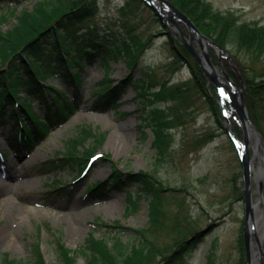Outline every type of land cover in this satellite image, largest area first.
<instances>
[{
    "label": "rangeland",
    "instance_id": "obj_1",
    "mask_svg": "<svg viewBox=\"0 0 264 264\" xmlns=\"http://www.w3.org/2000/svg\"><path fill=\"white\" fill-rule=\"evenodd\" d=\"M127 1L102 0V12L89 20L85 27H79L77 33L79 35L87 33L85 37H88L93 29H97V34L103 37L114 32V29L123 31L124 22L129 21L130 25L135 27V35L146 39L154 34L152 44L140 57V66L128 69L123 58L112 59L110 68L101 61L93 65L85 64L79 71L74 69L78 71L80 78L78 89L66 85L61 77L53 79L52 85L56 90L50 89L51 93L64 91L70 96L68 100L71 101L74 99L72 94H75L76 89L80 97L75 100L77 106L68 118L53 125L48 135L38 140L29 153L24 151L17 153L9 148V139L16 128L11 117L14 113L8 112L3 117L5 124L0 125V150L4 154L3 158H0V202L13 196L15 203L8 200L0 204V257L9 254L12 258L31 259L35 243L39 242L47 262L61 264L58 258L57 236L61 237L67 247L74 249L84 243L90 232L95 231L96 235L106 233L108 227L100 225V221L114 224L118 220L123 226L132 229L148 227L147 197L138 196L136 207L129 208L126 191H113L102 200L87 195L88 187L96 181L108 178L116 165L125 173L151 171L167 186H171V189L165 192L167 195L165 208L170 214L178 210L179 199L186 200L187 208L189 207L194 218L198 220V228L203 231L204 239L190 251L185 264L239 263L241 255L239 239L245 221L244 198L241 195L242 163L239 160L238 149L230 139L229 129L233 128L241 139L243 135L237 128L238 115L229 102H226L228 114L226 119L220 110L218 112L213 110L207 96L193 92L186 104L178 103L179 109L176 114H181V117L176 119L170 130L171 148L162 160H158L152 127L142 125L143 117L147 116L149 111L143 109L144 98L137 95L134 86L128 85L118 101L117 109L96 111L93 108V101L104 87L110 83L119 84L129 76H132V79L135 77L141 79L143 68L153 73L158 83L168 81L172 84L193 76L190 62L184 60L176 64L170 52L168 29L176 33L178 32L176 26L168 18L164 21L167 25L163 21H155L153 10L148 8L145 1L141 3L136 14L124 16L120 8L124 7ZM208 1L217 9L233 10L240 16L241 21L258 20L264 23V0ZM36 2L37 0H22L10 4L2 3L0 15L11 13L15 8L18 10L24 7L33 8ZM14 22V15H11L3 27H11ZM115 22L119 25L114 26ZM180 25L182 30L187 32L185 25L182 23ZM193 42L200 50V44L196 40ZM211 47L212 55L217 60L215 50ZM225 48L233 57L234 64L238 66L246 92L247 84L243 74L256 75L255 69L263 62L253 63L250 55L244 50H239L237 46L228 45ZM46 49V52L50 50L49 47ZM227 70L230 71L229 68ZM260 79L259 77L257 80ZM207 89L215 99H220L218 90L212 83L208 82ZM36 100L35 111L44 114L46 111L44 105L39 99ZM219 101L222 102L221 99ZM173 103L175 102H169ZM247 107L251 117L249 106ZM253 111L261 122L257 125L252 117L251 119L264 141V116L260 115L261 109L256 105ZM40 119L45 120L44 117ZM87 126L104 131L106 135L101 142L93 138L86 141V146L92 144L97 146L94 151L97 153L96 157L91 160L86 172L80 175L79 167L72 166L65 170L41 173L40 164L66 151L69 139ZM207 135H211L210 140L200 142V139ZM80 148L83 149V146ZM249 149L254 157L257 150L251 142ZM261 162L263 161L256 159L251 182L253 203L260 202L256 212L257 234L264 243V191L262 193L260 190L256 172ZM18 165H23L18 172L19 175L22 174L20 178H9L8 176L16 172ZM53 185L59 188V191L52 194L49 190ZM137 188V184H134L131 189L137 191ZM67 189L71 192L62 194L63 190ZM70 206L78 211L80 215H77L82 218L81 221L76 222L70 217L66 209ZM136 235L132 230L124 233L125 238L133 239ZM77 264H85L84 258L79 257Z\"/></svg>",
    "mask_w": 264,
    "mask_h": 264
},
{
    "label": "trees",
    "instance_id": "obj_2",
    "mask_svg": "<svg viewBox=\"0 0 264 264\" xmlns=\"http://www.w3.org/2000/svg\"><path fill=\"white\" fill-rule=\"evenodd\" d=\"M16 1L22 0H0V4ZM101 1L37 0L33 8H15L11 13L0 15V120L11 107V110H17L20 116L27 113L35 122L41 123L40 126L35 123L34 131L26 127L27 133L13 138L11 145L15 150L28 151L38 140L48 135L54 124L64 122L76 107L74 101L60 103L59 107L50 109L45 123L40 122V115L33 110L32 98L46 97L45 93L51 87L49 78L61 77L69 83L79 85V75L73 68L80 69L86 63L94 64L98 60L108 68L111 60L118 58H123L132 69L140 66V57L152 44L154 34L146 39L135 35V27L130 25L129 21L124 22L123 31L114 29V32L103 37L97 34V29H93L88 37H85L87 33H77L79 27H85L89 20L102 12ZM171 1L186 12L203 33L223 47L237 46L239 50H244L250 55L253 63L263 62L255 69V77L243 74L247 84L245 100L253 121L259 125L261 121L254 115L253 110L255 105L258 106L262 112L260 115L264 116V23L258 20L241 21L240 16L233 10L217 9L208 0ZM142 2L144 1L128 0L120 11L124 16L136 14ZM152 12L153 19L161 21L160 17ZM11 15H14L15 22L11 27L4 28L3 24ZM117 25L119 23L115 22L114 26ZM180 39L179 34L171 31L168 33V44L175 58L174 63L184 60L190 62L193 70L190 79L172 84L168 81L158 83L153 73L143 68V78L134 82L129 76L119 84L110 83L98 94L93 105L96 110H105L108 107L117 109L118 100L128 85L134 86L137 95L144 98L143 109L149 111L148 115L143 117L142 125L152 127L158 160H162L170 151V130L176 119L181 117V114H176L178 103L186 104L195 92L207 96L213 110H221L217 99L208 92V78L201 65ZM47 47L50 48L48 52ZM259 77L261 79L257 80ZM146 78L149 80H145ZM52 96L58 99L57 95ZM105 135L106 132L91 126L83 128L69 139L66 151L40 164L41 172L48 173L51 170L78 166L81 174L97 147L95 144L86 146V141L93 138L101 142ZM210 137L211 135H207L200 139V142L208 141ZM134 184L138 186L137 191L131 189ZM170 189L171 186H167L151 171L125 173L115 165L108 178L96 181L88 187V195L102 200L112 191H126L129 208L136 207L138 196L147 197L149 226L132 229L123 226L118 220L114 224L100 221V225L108 227L106 233L96 235L95 231H92L84 243L74 249L67 247L61 237L57 236V251L61 264H77L79 257L84 258L85 264H185L190 251L204 239V233L199 230L198 220L194 218L189 207L187 208L186 200L177 201L179 207L173 214L166 210L165 192ZM130 230L137 234L133 239L124 237V233ZM239 244L241 255L238 264H247L243 235H240ZM0 264L49 263L44 257L40 243L37 242L31 259L12 258L9 254H4L0 257Z\"/></svg>",
    "mask_w": 264,
    "mask_h": 264
},
{
    "label": "water",
    "instance_id": "obj_3",
    "mask_svg": "<svg viewBox=\"0 0 264 264\" xmlns=\"http://www.w3.org/2000/svg\"><path fill=\"white\" fill-rule=\"evenodd\" d=\"M151 5L156 12L162 18H168L178 24V20L184 22L189 31V38L181 31L185 45L191 50L196 58L201 63L203 70L208 75L209 79L213 81L220 89L225 91L226 97L230 101L231 108L234 109L238 115V120L243 131L242 146L239 148V155L243 165V195H244V207H245V223H244V241L246 244L247 264L255 263V254H253V248L256 249V255L259 256L260 263H264V243L258 238L257 234L252 233L250 220L253 216V197H252V171L254 169V161L257 154L254 157L251 155L249 145L250 137L253 135L258 143L259 150H262L263 156L261 157V166L256 171L258 180L260 182V190L264 191V141L262 134L259 132L248 112V108L245 104L243 97L244 83L240 77V85L237 84L227 70L222 66V73L219 71L217 65L214 64L212 57L209 52L210 45L217 48L219 55L222 51V46L217 44L215 40L206 34H204L195 22L178 6H176L171 0H145ZM178 19V20H177ZM193 38L198 40L200 44V52H198L192 43ZM206 43V45H205ZM230 55L228 54V57ZM235 69L237 67L233 65ZM240 75V73H239ZM228 95V96H227ZM225 96V95H224ZM231 126V125H230ZM232 129V128H231ZM233 130V129H232ZM251 130V132H249ZM263 197V196H262ZM262 200V199H261ZM254 223V222H253ZM255 224V223H254ZM254 235V236H253ZM254 238L256 241H254ZM259 263V264H260Z\"/></svg>",
    "mask_w": 264,
    "mask_h": 264
},
{
    "label": "bare ground",
    "instance_id": "obj_4",
    "mask_svg": "<svg viewBox=\"0 0 264 264\" xmlns=\"http://www.w3.org/2000/svg\"><path fill=\"white\" fill-rule=\"evenodd\" d=\"M142 1H144V0H142ZM193 39L197 40L196 38H193ZM205 45H206V43H205ZM249 132H251V130H249ZM250 140H251L250 141L251 144L252 145H255V147H256V150H257V157L256 158L257 159H261V157L263 156V152H262V150H259V148H258L259 145H258L257 141L255 140V138L253 137V135L250 137ZM22 166H19L18 165V167L16 168V172L13 173V175L8 176V177L9 178L11 177V179H19L20 178V175H22V174L19 175L18 172L20 171V168H22ZM253 166H254V170H255V164H253ZM8 200H10L12 203H15V199L13 198V196H11V197H7V198L1 200L0 204L1 203H6ZM259 205H260V202L253 203V216L251 217V220H250V226H251V231L254 234H257V232H258V217H256V212L258 210V206ZM66 209H68V214L70 215V217H72L73 220H75L76 222H79V221L82 220V218H80L78 216L80 214L78 213V211L74 207H71L70 206L69 208L66 207ZM258 238H259V236H258ZM254 241H256L255 238H254ZM254 250H255V263L256 264H259L260 263V260H257L256 249L254 248ZM260 264H264V263H260Z\"/></svg>",
    "mask_w": 264,
    "mask_h": 264
}]
</instances>
